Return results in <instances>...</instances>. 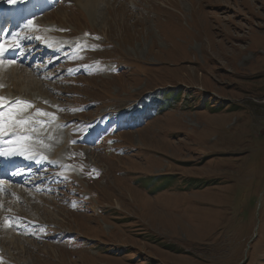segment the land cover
<instances>
[{
    "label": "rangeland",
    "instance_id": "1",
    "mask_svg": "<svg viewBox=\"0 0 264 264\" xmlns=\"http://www.w3.org/2000/svg\"><path fill=\"white\" fill-rule=\"evenodd\" d=\"M53 1L1 35L35 51L0 57V96L36 135L0 264H264V0Z\"/></svg>",
    "mask_w": 264,
    "mask_h": 264
},
{
    "label": "snow or ice",
    "instance_id": "2",
    "mask_svg": "<svg viewBox=\"0 0 264 264\" xmlns=\"http://www.w3.org/2000/svg\"><path fill=\"white\" fill-rule=\"evenodd\" d=\"M9 2H13V0H9ZM32 24V21L28 22L29 25ZM85 35H88L87 33ZM19 46L18 41L16 43L8 45L5 47L4 44H0V57L4 55L10 48L15 49ZM9 64L15 63L14 60H9ZM0 64H3V60L0 59ZM2 87V85H0ZM12 104V108L9 109L7 113L0 111V138L4 136L11 135L15 139L12 141H8L7 143L15 144L17 147L15 148H5L0 146V156L5 157L7 159H11L17 155H24L26 152L30 151V144L27 143L29 137L21 134L18 131V126L26 125L29 123L26 119H17L16 116L18 112L21 110V106H30L29 101L21 100L20 98H15L14 101H8L5 97L0 96V108H2L5 104ZM15 109L16 111H13ZM40 111V110H37ZM26 159H35L34 156L28 155L25 157ZM20 172L17 170L13 173V175H19Z\"/></svg>",
    "mask_w": 264,
    "mask_h": 264
},
{
    "label": "bare ground",
    "instance_id": "3",
    "mask_svg": "<svg viewBox=\"0 0 264 264\" xmlns=\"http://www.w3.org/2000/svg\"><path fill=\"white\" fill-rule=\"evenodd\" d=\"M76 1V3H78V4H82V7L84 8V10L87 12V13H89V14H92L94 11H95V6L97 5V3H96V1L95 0H75ZM97 10V9H96ZM94 15V14H93ZM5 65V64H4ZM7 71V70H6ZM20 71V70H19ZM3 72V71H2ZM8 72V71H7ZM12 72V71H11ZM0 74L2 75V73H1V70H0ZM11 74V73H10ZM55 125H57V124H54L53 125V127H54V129H57L56 127L57 126H55ZM29 126V125H28ZM31 126V125H30ZM51 128H52V126H51ZM59 129V128H58ZM45 131V130H44ZM36 132H38V131H36ZM39 133V132H38ZM57 133H58V131H57ZM30 134V133H29ZM48 134V133H47ZM36 135V134H35ZM55 135V134H54ZM57 136V135H56ZM4 139V138H3ZM41 140V139H40ZM57 140L59 141L58 143L56 142V141H54V142H56V144L55 145H58V144H63V145H66L69 141H70V138H69V136H63L62 134H61V132H59V135H58V138H57ZM28 141L30 142V143H32V141L30 140V139H28ZM34 141V140H33ZM41 142V141H40ZM34 144V143H33ZM50 150V149H49ZM55 156H57V155H55ZM57 158H58V156H57ZM43 160V159H42ZM38 163V162H37Z\"/></svg>",
    "mask_w": 264,
    "mask_h": 264
}]
</instances>
